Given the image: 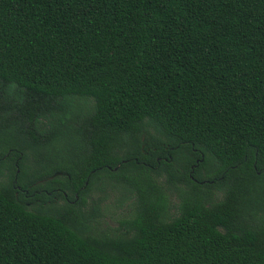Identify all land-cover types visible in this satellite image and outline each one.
<instances>
[{
  "label": "trees",
  "instance_id": "trees-1",
  "mask_svg": "<svg viewBox=\"0 0 264 264\" xmlns=\"http://www.w3.org/2000/svg\"><path fill=\"white\" fill-rule=\"evenodd\" d=\"M0 176V264H264V0H0Z\"/></svg>",
  "mask_w": 264,
  "mask_h": 264
},
{
  "label": "rangeland",
  "instance_id": "rangeland-1",
  "mask_svg": "<svg viewBox=\"0 0 264 264\" xmlns=\"http://www.w3.org/2000/svg\"><path fill=\"white\" fill-rule=\"evenodd\" d=\"M7 179V176H0V183ZM171 202L176 204L175 195L172 196ZM133 208L134 197L127 188L120 183L104 179L92 187L83 211L86 214H95L91 224L93 233L99 234L119 226L123 220L131 216Z\"/></svg>",
  "mask_w": 264,
  "mask_h": 264
},
{
  "label": "flooded vegetation",
  "instance_id": "flooded-vegetation-1",
  "mask_svg": "<svg viewBox=\"0 0 264 264\" xmlns=\"http://www.w3.org/2000/svg\"><path fill=\"white\" fill-rule=\"evenodd\" d=\"M18 171H19V170H18ZM16 187H17L19 190L21 189V187H20V186H18V185H17ZM43 190H44V189H43ZM25 192H28V191L26 190Z\"/></svg>",
  "mask_w": 264,
  "mask_h": 264
}]
</instances>
